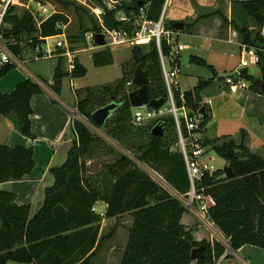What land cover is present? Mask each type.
Returning a JSON list of instances; mask_svg holds the SVG:
<instances>
[{
  "label": "trees",
  "instance_id": "1",
  "mask_svg": "<svg viewBox=\"0 0 264 264\" xmlns=\"http://www.w3.org/2000/svg\"><path fill=\"white\" fill-rule=\"evenodd\" d=\"M132 1H150L147 17L157 21L166 0ZM126 2L123 1L117 8H106L103 16L105 28L119 29L122 26L123 22L116 18V14L119 10L131 11L125 7ZM240 5L260 30L253 34L246 26L236 24L235 28L242 44L256 46V42L264 40V0H241ZM13 10L14 5L6 13L1 32L10 49L20 58L24 46L35 47L43 42L40 37L60 35L63 26L70 22L66 14L55 12L37 26L31 11L25 10L20 16ZM223 19L227 21L225 17ZM174 23L172 21L167 26L175 29ZM7 24L10 28L6 27ZM89 30L100 33L103 27L98 21L86 31ZM23 40L27 45L22 43ZM163 49L165 53L170 51L166 43ZM131 52L130 60L122 64L121 78L102 86L76 89L78 113L92 122L91 115L96 109L112 100L119 102V107L104 126L107 134L138 161L149 164L177 193L187 194L191 184L183 153L177 146L178 133L173 116L165 115L137 125L133 121V107L129 102V93L138 88L132 84L138 65H142L149 75L150 99L166 96L156 41L134 45ZM58 58L52 84L56 92L61 90L64 76L80 78L87 74V68L78 56L71 71L64 68L63 56ZM92 58L98 67L114 62L109 46L94 51ZM193 60L205 63L200 58ZM14 67L8 65L1 68L0 79ZM261 70L264 77V66ZM230 75L235 79L240 77L237 73ZM241 77L251 80L252 87L257 90L258 80L246 69L242 70ZM225 78L219 77V80ZM213 81L199 79L192 89L184 92L186 105L191 111L198 113L204 106L203 128L212 119L210 107L203 103V93ZM41 92V85L30 78L18 82L10 93L0 91V114L11 117L24 136H34L31 98ZM260 93L264 94V89ZM176 96L181 105L178 91ZM159 121L166 123V130L163 136H154L151 130ZM73 128L75 136L67 159L51 169L55 181L46 188L45 198L32 216L29 204H18L14 192L0 188V264H7L9 260L34 264H90L99 246L103 217L124 214H130L133 222L120 264H215L219 260L226 251L225 245L217 239L197 241L194 238L193 229L182 223L187 209L178 197L129 155L94 133L85 122L74 119ZM245 140L246 133L240 143L231 138L212 147L232 168L234 176L226 177L224 169H219L211 175H204L197 185L199 191L214 199L209 216L229 240L230 248L235 250L246 244L264 248V157L252 152ZM98 156H113L114 160L104 164L99 171H91L86 166V160ZM34 165L32 147L9 146L0 142V184L22 179L31 173ZM99 202L106 204L103 216L94 211ZM201 245H205L204 257L194 259L192 251Z\"/></svg>",
  "mask_w": 264,
  "mask_h": 264
},
{
  "label": "rangeland",
  "instance_id": "2",
  "mask_svg": "<svg viewBox=\"0 0 264 264\" xmlns=\"http://www.w3.org/2000/svg\"><path fill=\"white\" fill-rule=\"evenodd\" d=\"M123 1L128 0H91L90 4L93 7L102 5L107 9H113L117 8ZM240 1L241 0H170L166 9L165 27L167 29H169L167 25L172 21L185 24L183 29H175L179 33L176 37L180 43L188 47L186 51L180 54V57L189 55L192 59L190 63H184L180 61V59L177 60V65L180 68L178 81L181 91L185 92L192 89L199 79L209 78L214 81L204 91V93H206L205 97L211 96V98H213L221 92H226V94L237 92L241 95L239 98L240 100L237 99V95L216 97L215 104L213 105V107H215L214 113L216 119H214L208 127L206 126L203 128L200 125L199 133L197 132L198 136L201 137V143L207 149V156L211 158V163L215 166V171L224 169L228 164L216 154L212 148L213 145H219L225 141H229L231 138H233L236 143H240L243 137L245 138L246 131L250 133L249 136L253 145L256 147L264 145V128H261L259 119L260 116L261 119L264 118V94L260 93V91L264 89V77L261 70V67L264 66V40L256 42L255 44L258 53L262 54L261 63L251 64L247 68H241V70L246 69L249 75H252L254 79L258 80L259 85L257 90L252 87L251 80L245 77H242V83L245 84L242 88H236L226 84L225 79L219 80V77H227L239 69L242 56L248 58V55L242 51L241 36L236 30L235 25L246 26L251 29L253 34L260 30V27L256 25L254 19L242 9ZM43 2L52 4L57 12H62L69 17V24L63 26L69 50L75 53V55L79 54L81 63L87 68V74L83 77H63L61 90H63V94L70 98L69 102H73L72 83L75 88H83L88 86H102L113 83L121 78L122 64L129 61L132 57V46H130V44L111 46L114 62L111 65L98 67L94 64L92 58L93 52L98 48L85 51L86 48L88 49L90 47L86 39V34L90 30H86L90 29L93 23H98V19L92 10L78 0H43ZM29 3L30 0H18L14 5L13 13L21 16L23 12L28 9L26 5ZM30 6L32 7V4ZM224 17L227 19L226 22L223 19ZM195 21L197 22L190 26V24ZM6 27L10 28V24H7ZM58 38V36H54L52 42L57 41ZM229 39L233 40L230 41ZM4 40L6 41V39ZM22 43L27 45L25 40H23ZM31 54L28 46H24L20 64L15 65L11 73L14 75L22 74L47 84L48 80L53 79L54 67L59 62V58L54 56L35 59ZM194 58L203 59L205 63H197L193 60ZM63 65L66 70H70L67 56H63ZM167 65L168 67L172 66L168 59ZM50 86L53 88L52 85ZM208 102L203 99L204 104L208 105ZM169 106L168 104L165 105L163 111L166 112ZM242 106L245 107L244 110H246L248 114L251 113L249 116L244 117V115H241L240 111ZM209 107L211 113H213L210 104ZM171 116L170 113H167L165 117ZM0 118L3 119L1 114ZM76 119L85 122L94 133L100 135L114 145L120 152L129 155L158 183L174 193L158 172L149 164L138 161L118 142L113 140L107 134L104 127L96 126L84 116L83 118L81 116L76 117ZM242 131H244V133ZM259 154H261L262 157L264 156V152H260ZM66 159L67 156L63 157L62 161H55V163L62 165ZM113 160V156H98L87 159L86 166L91 171H99L104 164ZM100 204V202L96 204V209L94 211L103 216L102 213H104V210ZM194 217V214L187 210L185 219L190 221L191 218ZM132 222L133 218L130 214H124L111 220L103 217L100 222L99 246L91 257L90 264H120L129 239V229ZM198 225L199 224L196 223L195 227H198ZM213 230L214 229H212V233L214 234ZM7 264L34 263L9 260Z\"/></svg>",
  "mask_w": 264,
  "mask_h": 264
},
{
  "label": "built area",
  "instance_id": "3",
  "mask_svg": "<svg viewBox=\"0 0 264 264\" xmlns=\"http://www.w3.org/2000/svg\"><path fill=\"white\" fill-rule=\"evenodd\" d=\"M17 1L18 0H0V69L8 65L20 64L21 58L10 49L8 42L4 40L5 38L1 32V28L5 24L7 11L11 6L15 5ZM78 1L89 7L95 14L99 23L102 25L103 30L100 33H103L105 36V46H109L111 48V46L123 44H130V46L146 45L149 44L151 40L156 41L167 92L165 96L166 103L158 110L150 108L147 105L133 107V121L137 125H142L147 121L163 117L167 113H170L173 116L178 133L177 146L183 153L191 184L189 192L184 195L179 194L178 198L186 209L192 212L205 227L215 229L216 224L209 216V209L215 204V201L210 195H206L199 191L197 189V185L200 183L204 175L207 173L211 175L216 169L211 163V158L207 156V149L201 143V137L198 136L203 114L200 112L195 113L190 110V108L186 105L185 94L180 89L178 81L180 68L177 65V60L179 59L182 51L186 50L188 47L187 45L179 42L176 37L179 34L177 30L171 28L167 29L165 27L166 9L168 7L167 4L169 0L165 1L162 14L157 21L149 20L147 17V10L151 4L150 1L146 3L142 2V5L138 6V10L134 9L129 13L124 10H119L116 14V18L119 21L123 22V24L126 22L134 24L131 34L122 28L123 24L119 29L105 28L103 25V16L106 8L104 6L98 5L93 7L90 4L91 0ZM31 4L32 7L30 6ZM45 4L46 3L43 2V0H30V3L26 5L28 8L27 10L31 11L37 26H40L41 22L48 16L57 12L54 10L53 12H49V9ZM62 31L63 32L58 35L59 38L57 41L52 42V39L54 38L52 36L40 37L43 42L41 44H37L35 47L28 45V49L35 59L42 57L48 58L54 56H67L69 61V71H71L75 68L76 55L69 50L66 34L64 30ZM96 34L98 33L93 31H89L86 34V39L90 45V49L97 47L95 43ZM30 42H32V40H30ZM165 43L170 48L169 53L164 52L163 44ZM60 48H63L65 52L62 55H57V51ZM242 51L248 55V58L242 56L240 67L236 70V72H234L240 75V77L235 79L232 75H228L225 78L226 84L236 88H242L245 86V84L242 83L241 68H247L251 64H258L260 61V56L255 46L242 44ZM167 59L171 63V67H168ZM177 91L180 93L181 105H179L177 101ZM167 104L170 106L166 109V112H164L163 108ZM73 115L74 117L79 115L77 109L73 110ZM95 209L96 206L94 207V210ZM225 245L230 248L229 240L225 242Z\"/></svg>",
  "mask_w": 264,
  "mask_h": 264
},
{
  "label": "crops",
  "instance_id": "4",
  "mask_svg": "<svg viewBox=\"0 0 264 264\" xmlns=\"http://www.w3.org/2000/svg\"><path fill=\"white\" fill-rule=\"evenodd\" d=\"M45 5L49 9V12H53V10L57 11L55 7L50 3ZM229 40L231 41L233 39ZM97 48L99 49L102 47L97 46L93 49ZM93 49H90L89 47L88 49L86 48L85 51ZM76 56H78L79 58V54H77ZM184 57H179L180 61L184 62V60L186 59ZM190 59L191 58L189 57V59H186L187 62L184 63H190ZM11 72L12 71L7 73L0 79V91L3 93H10L14 90L18 82L26 78H30L22 74L14 75ZM32 80L39 83L42 87V92L33 95L31 98V123L34 136L27 137L20 133L15 125L14 120L11 117L2 115L3 119L0 118L1 143H6L9 146L23 145L26 147H32L34 150L35 165L31 173L24 176L20 180H11L0 184V188L10 190L16 194V202L18 204H29L31 206V216L42 204L45 198L46 188L52 185L55 181V177L51 172V169L53 167L60 166L59 164H56L55 161H62L63 157L67 156L68 150L72 144V140L75 136L73 122L74 119H76V117H74L73 115V110L77 109V107H75V89H79L75 88L74 84L72 83L73 102H69L70 98L63 94V90L56 92L53 88H51L50 85L53 84V79L48 80L47 84H44L37 79ZM232 95H237V99H239L241 96L237 92L229 94H226V92H221L211 98V96L205 97L206 93H203L204 101H209L207 104L208 106L209 104L211 105L213 112L212 119L208 123V125L214 119H216L214 113L215 107H213L216 97H227ZM244 109L245 107L242 106L240 111L241 115H244V117L249 116L251 113L248 114ZM77 117L80 116L78 115ZM259 119L261 128H264V118L261 119L260 116ZM249 135L250 133L246 131V144L250 148V150L257 154H259L260 152H264V145L256 147L251 142ZM166 184L168 183L166 182ZM170 188L174 191L175 194L169 189L170 192L174 196L178 197L179 193H177V191H175L171 186ZM100 205L101 207H103V210L105 212L106 204L101 203ZM185 216L186 213L182 217V223L187 227L193 229V235L197 241L217 239L225 245L227 239L217 226L213 230V234L212 229L205 227L197 218H195V215V217L191 218L190 221L188 219H185ZM113 218L106 219L111 220ZM196 223L199 224L198 227H195ZM225 247V253L215 264H264V248L262 247L250 244L243 245L236 250L232 248L230 249L226 245Z\"/></svg>",
  "mask_w": 264,
  "mask_h": 264
},
{
  "label": "water",
  "instance_id": "5",
  "mask_svg": "<svg viewBox=\"0 0 264 264\" xmlns=\"http://www.w3.org/2000/svg\"><path fill=\"white\" fill-rule=\"evenodd\" d=\"M142 1L134 2V1H128L125 3V7L129 10L135 9L137 6H141ZM173 27L175 29H183L184 24L182 22H175L173 24ZM122 28L127 31L129 34L132 33V30L134 28V24L132 23H124ZM95 43L99 47H103L106 45L105 36L103 33H98L95 36ZM65 52L63 48H60L57 51V55H62ZM186 59H189V56L186 55L184 57ZM184 60V62H187V60ZM150 81L149 75L146 70L143 69L142 65H138L134 72V77L132 80V84L138 86L137 89L132 90L129 93V102L132 107H140L147 105L150 108H153L155 110L160 109L164 106L166 103L165 96L159 99H150L149 96V89H148V82ZM120 103L112 100L108 104L96 109L92 115L91 120L92 122L98 126V127H104L107 121L113 116L114 111L119 107ZM199 112L204 115L205 108L202 107ZM166 130V123L163 121H159L154 125V127L151 130L152 135L154 136H163ZM225 176L226 177H232L234 176V172L231 167L225 166L224 168ZM204 250L205 245H201L199 247H196L192 251V257L194 259H202L204 257Z\"/></svg>",
  "mask_w": 264,
  "mask_h": 264
},
{
  "label": "bare ground",
  "instance_id": "6",
  "mask_svg": "<svg viewBox=\"0 0 264 264\" xmlns=\"http://www.w3.org/2000/svg\"><path fill=\"white\" fill-rule=\"evenodd\" d=\"M169 3H170V0L168 1V4H167V6L169 5Z\"/></svg>",
  "mask_w": 264,
  "mask_h": 264
}]
</instances>
